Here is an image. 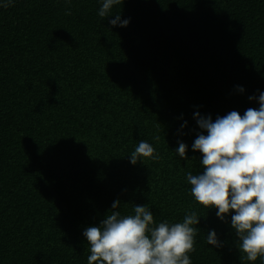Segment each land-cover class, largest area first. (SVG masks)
Returning <instances> with one entry per match:
<instances>
[{
	"label": "trees",
	"instance_id": "1",
	"mask_svg": "<svg viewBox=\"0 0 264 264\" xmlns=\"http://www.w3.org/2000/svg\"><path fill=\"white\" fill-rule=\"evenodd\" d=\"M101 6L0 7V264H88L83 232L117 200L122 215L147 205L155 226L197 212L192 264H253L231 215L196 202L186 173L203 171L196 112L259 107L264 0H124L108 18ZM115 14L128 26H112ZM141 140L162 159L133 165ZM212 230L221 247L206 242Z\"/></svg>",
	"mask_w": 264,
	"mask_h": 264
},
{
	"label": "clouds",
	"instance_id": "2",
	"mask_svg": "<svg viewBox=\"0 0 264 264\" xmlns=\"http://www.w3.org/2000/svg\"><path fill=\"white\" fill-rule=\"evenodd\" d=\"M122 2L101 0L98 16L108 18L113 6ZM13 4L14 0H2L0 7ZM65 15H71L70 8L65 9ZM109 23L126 27L130 19L115 14ZM249 99L258 100L259 107L246 109L243 116L230 111L213 121L211 115L194 114L199 128L207 132L198 133L192 145L194 151L202 153L203 171L187 172L186 180L196 202L215 208L222 221L231 215L242 258L254 264L258 258L264 259V92ZM153 139L158 142L160 137ZM187 148V144L179 142L175 152L188 160ZM148 159L158 161L162 157L151 143L141 140L131 152L130 162L135 165ZM120 206L119 200L114 201L99 226L84 230L90 251L88 264H192L189 254L196 250V226L200 223L197 212L187 213L182 222L164 221L155 226L147 205H134V214L129 215H122L117 210ZM206 242L222 246L214 230L207 234Z\"/></svg>",
	"mask_w": 264,
	"mask_h": 264
}]
</instances>
